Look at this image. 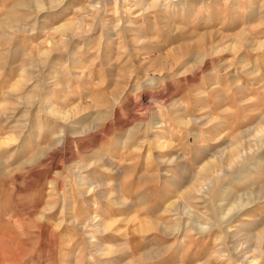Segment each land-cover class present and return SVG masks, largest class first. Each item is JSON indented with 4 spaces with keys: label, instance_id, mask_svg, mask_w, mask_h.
<instances>
[{
    "label": "rangeland",
    "instance_id": "obj_1",
    "mask_svg": "<svg viewBox=\"0 0 264 264\" xmlns=\"http://www.w3.org/2000/svg\"><path fill=\"white\" fill-rule=\"evenodd\" d=\"M115 1L0 0V264H264V0Z\"/></svg>",
    "mask_w": 264,
    "mask_h": 264
},
{
    "label": "bare ground",
    "instance_id": "obj_2",
    "mask_svg": "<svg viewBox=\"0 0 264 264\" xmlns=\"http://www.w3.org/2000/svg\"><path fill=\"white\" fill-rule=\"evenodd\" d=\"M53 2H55L56 0H52ZM59 1V0H58ZM119 1L120 0H116L115 1V4H118L119 3ZM165 1H169V0H165ZM174 1H178V0H174ZM173 0H172V2H174ZM61 2V1H60ZM167 3H169V2H167ZM140 4H142L141 6L142 7H146V9L145 10H148V9H154V8H157V7H159V4H157V3H151V4H146V3H140ZM122 6V5H121ZM102 8V7H101ZM82 9V8H81ZM81 9H78V10H81ZM87 9V8H86ZM85 9V10H86ZM104 9V8H103ZM88 10V9H87ZM89 11V10H88ZM87 11V12H88ZM101 10H100V14H101ZM140 17V16H139ZM102 17L100 16V19H101ZM120 23V22H119ZM123 24V23H122ZM121 25V24H120ZM80 26V23H70V24H64V25H60V26H58V27H56V28H52L51 29V32L53 33V34H57V33H61V34H72L73 33V30L75 29V27H79ZM123 26V25H122ZM97 27V26H96ZM20 29V28H19ZM121 30V29H120ZM122 30H123V27H122ZM125 30V29H124ZM16 33V32H15ZM71 37V36H70ZM237 38V37H236ZM72 39V38H71ZM238 43V42H237ZM260 44V43H259ZM52 113H53V115L54 114H56L57 116H59V117H66L67 116V114L66 113H57L56 111L54 112L53 110H50ZM50 112V113H51ZM49 114V113H48ZM238 204V203H237ZM232 208V207H231ZM254 264H255V262H254Z\"/></svg>",
    "mask_w": 264,
    "mask_h": 264
}]
</instances>
